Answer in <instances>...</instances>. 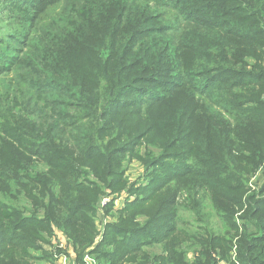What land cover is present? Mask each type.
Returning <instances> with one entry per match:
<instances>
[{
	"label": "trees",
	"instance_id": "obj_1",
	"mask_svg": "<svg viewBox=\"0 0 264 264\" xmlns=\"http://www.w3.org/2000/svg\"><path fill=\"white\" fill-rule=\"evenodd\" d=\"M0 6V264H264V0Z\"/></svg>",
	"mask_w": 264,
	"mask_h": 264
},
{
	"label": "rangeland",
	"instance_id": "obj_2",
	"mask_svg": "<svg viewBox=\"0 0 264 264\" xmlns=\"http://www.w3.org/2000/svg\"><path fill=\"white\" fill-rule=\"evenodd\" d=\"M1 9V6H0ZM5 24L6 23V19H5V15L3 14V12L0 10V37L4 36L8 30L5 29ZM144 176V171L142 169L141 166L136 165V164H132L131 167L129 168V171L127 172V177L129 178L130 182H144V178H142ZM123 197L126 196V194L124 193L122 195ZM109 198V197H106ZM111 199V198H109ZM124 198H121L119 200H123ZM118 200V201H119ZM207 213L205 217H203V223H197L196 222V218L189 212H183L182 213V219L183 222L186 224V228L189 229V231L196 233V231L198 232H202L200 229H207V230H214V233H219V220L214 216L213 213H210L209 210H207ZM108 220H105V222ZM205 223H207L208 225H205ZM101 224H99V227L101 228ZM200 226V227H199ZM200 228V229H199ZM100 239V238H99ZM97 240V239H96ZM52 250L51 248L49 250H51L53 253L54 250H59V251H63L64 254L62 252H59V254L57 256H55V263L54 264H60L61 263V259L64 258H68L70 259L72 256H74V253L71 251L70 248H68L67 246V240L65 238V236L60 233L57 232L56 236H54L53 240H52ZM72 254V255H71ZM63 256V257H62ZM62 257V258H60ZM192 257V255H191ZM31 264H52L46 261H34ZM223 264V263H222Z\"/></svg>",
	"mask_w": 264,
	"mask_h": 264
},
{
	"label": "built area",
	"instance_id": "obj_3",
	"mask_svg": "<svg viewBox=\"0 0 264 264\" xmlns=\"http://www.w3.org/2000/svg\"><path fill=\"white\" fill-rule=\"evenodd\" d=\"M110 202V199L109 198H104L102 201H101V207H105L108 203ZM63 257V256H62ZM60 257V258H62ZM60 264H78L76 262V259H68V258H62L61 259V263ZM84 264H93V260L89 257V256H85L84 257Z\"/></svg>",
	"mask_w": 264,
	"mask_h": 264
},
{
	"label": "crops",
	"instance_id": "obj_4",
	"mask_svg": "<svg viewBox=\"0 0 264 264\" xmlns=\"http://www.w3.org/2000/svg\"><path fill=\"white\" fill-rule=\"evenodd\" d=\"M71 255H72V254H71ZM74 258H75L74 256L71 257V259H74Z\"/></svg>",
	"mask_w": 264,
	"mask_h": 264
}]
</instances>
